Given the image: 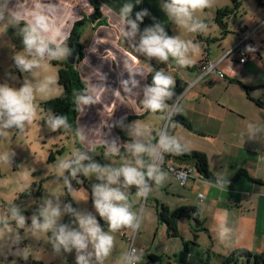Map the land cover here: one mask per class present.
Wrapping results in <instances>:
<instances>
[{"label":"crops","instance_id":"crops-1","mask_svg":"<svg viewBox=\"0 0 264 264\" xmlns=\"http://www.w3.org/2000/svg\"><path fill=\"white\" fill-rule=\"evenodd\" d=\"M0 1V9L9 17L16 14L24 20L29 18L25 14L35 3V0ZM41 2L54 11L52 18L66 35L75 20L82 16L89 18L96 12L95 18L92 15L91 23L86 25V33L84 28L81 31L86 37L81 43L83 59L76 63L86 83L85 95L96 101L81 104L75 118L76 134L85 148L102 146L101 153L106 154V149L109 155L110 145L114 143L119 149L124 148L118 157H131L126 148L135 138L131 128L137 123L136 119H144L147 126L142 138L145 139L137 142L145 145L154 137L153 131L162 137L165 130H169L170 137L184 148L206 155L213 175L227 181L234 179L227 184L211 182L196 171L193 163L169 159L165 166L187 167L185 182L181 183L165 167H158L164 178L157 184L145 177L151 188L147 196H138L136 186L130 187V192L126 193L132 210L141 218L140 228L135 233L127 228L110 233L114 236V247L105 264H124L133 235V246L145 248L136 264H150L147 262L149 253L160 256L161 264H223L224 257L235 249H247L252 253L264 251V4L257 6L251 22L242 17L230 28L227 16L223 18L227 22L223 33L215 22L216 11L231 7L232 3L231 0H213L212 7L195 13L207 25V30L194 33L167 17L161 9L163 0ZM127 3L135 5L133 18L135 12L148 10L149 15L139 25L141 31L159 22L169 36L195 44L196 50L189 53L192 63L181 67L171 57L167 63H162L137 51L139 35L126 39L122 34L119 13ZM244 37L245 45L257 50L241 63L237 51L232 48ZM206 61L214 65L213 70H201ZM152 66L184 84L176 102H165L167 107L163 112L152 113L142 104ZM133 80L137 81L135 86ZM174 108L191 129L169 121ZM129 115L138 117L121 125L120 130L124 126L122 131L127 134H124L128 138L125 141L117 135L114 122ZM249 124L253 125L252 129L248 128ZM139 158L143 163V158L148 157L141 154ZM160 160L163 162L162 157ZM141 171H146L144 163ZM161 205L169 210L195 207L201 224L195 228L192 216L182 217L177 224V235L169 236L165 224L157 217ZM100 222L107 231V223L104 225L102 219ZM222 227L231 229L223 241L219 238ZM238 263L245 264L243 259Z\"/></svg>","mask_w":264,"mask_h":264},{"label":"clouds","instance_id":"clouds-1","mask_svg":"<svg viewBox=\"0 0 264 264\" xmlns=\"http://www.w3.org/2000/svg\"><path fill=\"white\" fill-rule=\"evenodd\" d=\"M139 2L140 0H137L136 3ZM212 4L213 0H163L161 9L177 25L186 28L189 32L200 33L207 30V25L199 20L195 13L212 7ZM134 7L133 3L124 4L120 9L119 17L123 25L122 34L126 39L139 35V43L135 46L137 51L148 58L154 57L162 63H167L170 57L181 67L192 63L189 53L196 50L195 44L169 36L159 22L141 31L139 25L144 17L149 15V12L147 9H142L135 12L133 18ZM25 15L29 17L27 20H24L21 15L13 14L12 16L13 26H19V35L22 37L23 44L20 51L14 52L12 59L21 73H31L34 69L40 68L41 61L60 60L69 54V49L65 46L68 36L52 18L53 10L47 9L41 0H35L32 10ZM2 18L0 16V19ZM21 22H23L22 27H20ZM256 50L252 45H246L244 49L245 52L253 54ZM56 83V79L52 76L46 77L35 85L32 81L24 79L19 88L0 83V135L4 134L3 130L13 127L23 131L26 124H30L36 117V105L34 104L36 93L48 94ZM132 83L135 86L137 81L133 80ZM174 86L175 80L171 75L156 71L152 76V83L144 88L143 108L152 113L163 112L167 107L165 100L174 95L172 91ZM75 101L78 108L81 104L96 102L91 96L85 94L75 96ZM46 123L51 131L71 127L66 116L53 119L49 115ZM248 128L252 129L253 125L249 124ZM144 131L146 129L137 124L134 128V136L142 135ZM157 143L163 153H183L178 141L167 135L160 137ZM126 148L133 158L144 154L151 160L155 155V146L146 147L137 142L135 138L130 145H126ZM110 152L118 154L119 148L113 143L110 145ZM74 155L76 159L61 160L57 164V172L63 177L69 192L73 188L69 176H64L65 171H68L70 177L77 180V183L80 182L78 173L84 176L94 175L100 181V183L91 185V197L95 212L107 223L108 230L105 231L101 226L97 215L77 210L71 203L65 204L62 211L58 199L55 205L52 200L45 199L37 211L31 215L30 226L33 235L37 232L53 234V240L50 242L55 253L59 254L61 251L72 253L75 250V264H103L114 247V236L110 233L125 228L135 233L140 228L141 218L132 210V203L123 189L136 186L137 195L145 197L151 190L145 177L159 184L164 178V173L152 163L147 165L146 171H141L143 163L140 159H135V163L126 162L120 167H112L110 165L101 166L95 162L85 165L82 161L90 160L89 156L78 152ZM0 160L9 163V154L5 153L0 156ZM121 177H123L122 181ZM227 183V181L224 182V184ZM113 185L116 186L113 187ZM223 187L224 185L221 186ZM64 213L70 214L73 218L74 227L58 223ZM9 215L18 229H22L27 224L28 217L22 214L21 209L14 203ZM0 223L7 225L8 216L0 217ZM230 231L231 229L222 227L219 232L220 240H225ZM29 255L30 253L24 252L20 257L26 261ZM140 259L141 255H138L137 250L133 248L125 257L124 264H133V261L139 262Z\"/></svg>","mask_w":264,"mask_h":264},{"label":"rangeland","instance_id":"rangeland-1","mask_svg":"<svg viewBox=\"0 0 264 264\" xmlns=\"http://www.w3.org/2000/svg\"><path fill=\"white\" fill-rule=\"evenodd\" d=\"M261 2L264 4V0ZM240 3L241 10L235 14V17L228 15L226 18L230 28L233 23L237 25L242 17H245L247 22H251L257 6L261 5L258 4V0H240ZM0 16L3 17L0 19V83H7L12 87L19 88L24 79L32 81L34 85L49 76L54 77L57 81L52 86L50 93H36L34 100L36 117L30 124H26L23 131L13 127L3 130L4 134L0 135V156L5 153L10 156L9 163L0 160V217L8 216L7 225L0 223V264H75V250L72 253L61 251L59 254L53 251L50 242L53 240L51 232H37L33 235L30 226L31 215L37 211L45 199L52 200L53 205L58 199L63 211L64 205L68 203V196L74 208L91 212L98 218L90 198L91 185L100 183V181L94 175L81 176L77 174L80 179V182L77 183V180L72 179L69 172L65 171L64 176H69L73 188L69 192L63 177L59 176L57 172V164L68 158L76 159L74 154L77 152L91 158L82 161L85 165L95 162L101 166L120 167L126 162L135 163V159L140 158L112 157L107 155L106 149V154L101 153L102 149H97L90 155L88 152L92 149H87L81 144L72 121L68 122L71 126L69 129L61 128L56 131L49 129L46 121L49 115L52 117V111L46 108L44 103L62 92V87L58 83L59 65L45 60L41 61L40 68L34 69L31 73H21L12 59L14 52L23 48L19 26L14 27V21L2 9H0ZM22 26L23 22L20 27ZM86 28L85 25L84 33H86ZM84 33L80 37L81 43L86 38ZM136 122L131 128L133 134L137 124L142 128L147 126V121L144 119H136ZM74 124L76 126V120ZM121 134L124 135L125 132L122 131ZM142 137H145V134L144 136L143 134L135 136V140L140 142L145 139ZM120 179L122 181L123 177ZM115 186L113 185V187ZM123 190L130 192L131 188ZM13 203L21 209L22 214L28 217L27 224L22 229H18L15 221L10 218L9 212ZM64 217L65 213L58 223H63ZM103 224L105 225L104 221ZM24 252L30 253L26 261L20 257ZM106 260L107 258L103 264Z\"/></svg>","mask_w":264,"mask_h":264},{"label":"trees","instance_id":"trees-1","mask_svg":"<svg viewBox=\"0 0 264 264\" xmlns=\"http://www.w3.org/2000/svg\"><path fill=\"white\" fill-rule=\"evenodd\" d=\"M231 7H223L216 11V17L215 22L218 24V26L221 29V32H225L227 22L223 20L227 15L229 14H237L240 11V0H231ZM258 4L263 5L261 0H258ZM96 8V7H95ZM97 13L98 10L96 9ZM94 18L96 16V12H94ZM89 18L86 16H82L78 20H75L70 28V31L68 33V39L65 41V44H67L68 48H71L72 45L75 43V38L77 36H81V30H83L85 25H88ZM168 34V33H167ZM83 59V46L79 39V48L77 51V55L75 58L74 64H69L66 61H60V60H51L49 62L53 64L59 65L58 70V83L62 87V92L57 97H54L52 99L47 100L44 103V106L46 108H49L52 111V118L55 119L59 116H66L68 122L72 121L73 126L75 127L74 121L79 113V108L77 107V103L75 101V96L80 94L86 93V83L79 75V72L76 68V63H79ZM156 71H162L158 67L152 66L150 69L148 75H147V83L150 85L152 83V76L155 74ZM164 72V71H163ZM184 84L180 83V80L175 81V86L172 89L174 92V95L170 99H166L165 102L168 104H174L176 102L177 97L181 93V90L183 89ZM258 104H262L260 101H256ZM136 115H129L124 118H119L114 122V127L116 130L117 135L122 140H127L128 138L121 134L120 127L121 125L125 124L126 122L130 121L133 118H137ZM169 121L176 122L184 127H187L191 129V126L187 122V120L177 113L176 108L173 109V111L170 114ZM154 137L145 143L146 147H152L155 146L158 141V135L153 131ZM169 136L171 135V132L169 130H165V133L163 136ZM181 150L183 151L182 154H173V153H163L161 150V157L163 162H161V166L159 168L165 167L167 169L166 162L173 158L180 162H191L193 163L196 171L206 180L215 182V183H224L225 179L217 177L213 175V173L210 171L208 164H207V157L206 155L197 150H188L184 148L182 145ZM102 146H95L92 148V151H89L88 153L91 155L93 151L96 149H100ZM124 151V148L121 147L119 149L118 154H112L109 153L110 156L118 157L121 152ZM148 157V156H147ZM144 166L147 167V165L150 163V159L143 158ZM244 175H246L245 172H241ZM79 175L83 176L82 173H78ZM234 179L228 180L227 182L232 183ZM87 187V186H86ZM88 188V187H87ZM89 189V188H88ZM90 191V189H89ZM92 197L90 198L91 201ZM68 203H71L73 206V203L70 201L69 197L67 196ZM74 208V206H73ZM157 217L160 221H162L167 230V234L169 236H176L177 235V224L180 218L186 217V216H192L195 221V228L201 224V222L198 220V211L195 207L190 206H181L174 210H169L168 207L161 205L157 209ZM98 220L101 219L98 216ZM63 223L69 224L70 226H75L73 223V218L70 216V214L65 213V217L63 220ZM101 223V222H100ZM183 244H186L183 242ZM243 259L245 264H264V251L260 253H252L246 249H235L230 252L227 256L223 259V264H240L238 263V260ZM147 262L150 264H161L162 258L155 254H147Z\"/></svg>","mask_w":264,"mask_h":264},{"label":"built area","instance_id":"built-area-1","mask_svg":"<svg viewBox=\"0 0 264 264\" xmlns=\"http://www.w3.org/2000/svg\"><path fill=\"white\" fill-rule=\"evenodd\" d=\"M245 40H246V37L244 38H241L239 39V41L235 44V46L232 48V51L233 50H236L237 53H238V61L242 63V61L244 62L245 59H247L251 54L253 53H248V52H245L244 49H245ZM214 69V65L210 62H205L201 65V70L203 72H207V71H210V70H213ZM220 76H223L222 73H219ZM163 137V136H162ZM158 142V141H157ZM161 148L160 146L158 145V143H156L155 145V155L154 157L151 159L152 160V164L156 165L157 167H160L161 166ZM167 170L168 172H170L173 176H175L178 180H180L181 183H183L186 178L188 177V169L187 167H180V166H176V165H168L167 166ZM134 236V235H133ZM133 236H132V239H133ZM132 239H131V243H130V246H129V249H128V253L127 255L130 253L131 249L135 248L137 250V254L141 255L145 252V248H137L135 246H133L132 244ZM133 264H136V261H133Z\"/></svg>","mask_w":264,"mask_h":264},{"label":"water","instance_id":"water-1","mask_svg":"<svg viewBox=\"0 0 264 264\" xmlns=\"http://www.w3.org/2000/svg\"><path fill=\"white\" fill-rule=\"evenodd\" d=\"M235 16L234 14H230V16ZM228 16V15H227ZM90 19L92 18V15L89 17ZM79 36L75 38V43L72 45V47L69 49V54L67 55L66 61L69 64L75 63V58L77 55V51L79 48Z\"/></svg>","mask_w":264,"mask_h":264},{"label":"flooded vegetation","instance_id":"flooded-vegetation-1","mask_svg":"<svg viewBox=\"0 0 264 264\" xmlns=\"http://www.w3.org/2000/svg\"><path fill=\"white\" fill-rule=\"evenodd\" d=\"M93 15V14H92ZM94 16V15H93ZM92 19V18H91ZM90 18H89V20H91ZM82 31V30H81ZM79 41V40H78ZM67 45V44H66ZM68 49H70V48H68ZM67 62V61H66ZM74 64V63H73Z\"/></svg>","mask_w":264,"mask_h":264},{"label":"bare ground","instance_id":"bare-ground-1","mask_svg":"<svg viewBox=\"0 0 264 264\" xmlns=\"http://www.w3.org/2000/svg\"><path fill=\"white\" fill-rule=\"evenodd\" d=\"M206 49V48H205ZM207 62V61H206ZM201 71V70H200Z\"/></svg>","mask_w":264,"mask_h":264}]
</instances>
